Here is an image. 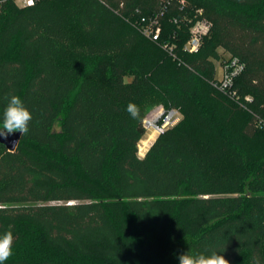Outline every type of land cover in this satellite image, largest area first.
<instances>
[{"label": "trees", "instance_id": "obj_1", "mask_svg": "<svg viewBox=\"0 0 264 264\" xmlns=\"http://www.w3.org/2000/svg\"><path fill=\"white\" fill-rule=\"evenodd\" d=\"M198 9L211 28L190 53ZM150 15L158 41L137 26ZM216 48L243 63L235 96L215 85ZM13 95L32 119L0 143L5 264H264V0L6 1L0 124ZM156 103L180 119L139 157Z\"/></svg>", "mask_w": 264, "mask_h": 264}, {"label": "built area", "instance_id": "obj_2", "mask_svg": "<svg viewBox=\"0 0 264 264\" xmlns=\"http://www.w3.org/2000/svg\"><path fill=\"white\" fill-rule=\"evenodd\" d=\"M6 1H12L18 7H29L41 0H0V11L2 5ZM202 11L200 9L195 11V17L193 20L189 19L190 25L188 28V38L183 45V49L187 52H195L199 49L203 38L209 33L211 28V23L204 17L201 16ZM138 29L140 33L153 40L158 41L161 34V26L157 15L141 16L137 22ZM163 47L171 52L172 47L167 43L163 44ZM221 77L216 80V87L229 96H235V91L233 90V81L235 77L242 71L243 63L235 56L228 54L221 60ZM180 119V113L174 108H165L162 104L156 106L151 110L143 119V128L150 130L151 134H156L157 136L163 133L166 129L175 125ZM145 151L142 153L144 156Z\"/></svg>", "mask_w": 264, "mask_h": 264}, {"label": "clouds", "instance_id": "obj_3", "mask_svg": "<svg viewBox=\"0 0 264 264\" xmlns=\"http://www.w3.org/2000/svg\"><path fill=\"white\" fill-rule=\"evenodd\" d=\"M127 111L135 118L139 109L130 102ZM31 119L32 115L24 106L22 99L16 95L11 96L3 113L0 136L6 139L8 135L15 132H19L21 136L26 135L29 132L28 124ZM13 243L14 236L11 230L0 234V264H5V261L13 255ZM178 260L179 264H230L224 255L217 253L206 256L204 254L190 255L186 252L179 255Z\"/></svg>", "mask_w": 264, "mask_h": 264}, {"label": "rangeland", "instance_id": "obj_4", "mask_svg": "<svg viewBox=\"0 0 264 264\" xmlns=\"http://www.w3.org/2000/svg\"><path fill=\"white\" fill-rule=\"evenodd\" d=\"M216 51H217V53H218V56H216V57H213L212 58V61H213V65H214V79L215 80H218L220 77H221V74H222V70H221V60L225 57V56H228V53L227 52H224L221 48H216ZM161 103H156V104H154L151 108H150V110L148 111V113L151 111V110H153L156 106H158V105H160ZM147 113V114H148ZM175 126V125H174ZM145 130V132H144V134H143V136H142V138L140 139V140H142V139H145V138H147L149 135H151V132H150V130H147L146 128L144 129ZM156 137H157V135L156 134H153V137H152V140H151V142H150V144L148 145V146H143L142 144H141V142L139 141L138 142V145H137V153H138V156L139 155H142V153L145 151V149H148L149 148V146L153 143V141L156 139ZM139 157H141V156H139Z\"/></svg>", "mask_w": 264, "mask_h": 264}, {"label": "water", "instance_id": "obj_5", "mask_svg": "<svg viewBox=\"0 0 264 264\" xmlns=\"http://www.w3.org/2000/svg\"><path fill=\"white\" fill-rule=\"evenodd\" d=\"M20 137H21V134L19 132H15L13 134L8 135L6 139L0 136V143L3 144L6 149L14 150L18 144Z\"/></svg>", "mask_w": 264, "mask_h": 264}, {"label": "bare ground", "instance_id": "obj_6", "mask_svg": "<svg viewBox=\"0 0 264 264\" xmlns=\"http://www.w3.org/2000/svg\"><path fill=\"white\" fill-rule=\"evenodd\" d=\"M153 134L149 135L147 138L139 140L143 146H148L152 140Z\"/></svg>", "mask_w": 264, "mask_h": 264}, {"label": "snow or ice", "instance_id": "obj_7", "mask_svg": "<svg viewBox=\"0 0 264 264\" xmlns=\"http://www.w3.org/2000/svg\"><path fill=\"white\" fill-rule=\"evenodd\" d=\"M29 2H31V0H29Z\"/></svg>", "mask_w": 264, "mask_h": 264}]
</instances>
